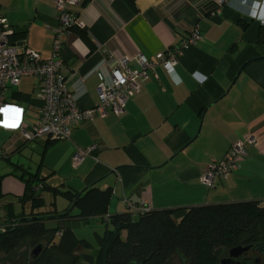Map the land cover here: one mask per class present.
Here are the masks:
<instances>
[{
  "label": "crops",
  "instance_id": "1",
  "mask_svg": "<svg viewBox=\"0 0 264 264\" xmlns=\"http://www.w3.org/2000/svg\"><path fill=\"white\" fill-rule=\"evenodd\" d=\"M262 2L227 0L214 14V0H80L68 5L84 20L85 36L65 38L59 54L66 63V86L82 110L99 103L101 83L112 84L115 58L128 56V66L140 69L139 55L153 59L180 47L195 26L200 37L183 48L171 71L160 63L149 68L123 113L108 109L105 116L79 121L69 139L26 142L20 132L0 129V230L11 211L22 210L15 201L24 195L19 176L26 170L38 172L48 186L74 192L90 185L110 188L106 217L170 209L180 218L192 206L264 202ZM0 8L17 31L14 43L44 59L51 56L55 0H0ZM19 85L23 92L15 91L19 97L13 93L9 99L25 108L32 124L42 101L33 78L23 77ZM248 134L255 142L247 145L239 168L216 179L213 187L205 184L202 175L210 162ZM89 148L74 165L77 149ZM124 198L135 208H128Z\"/></svg>",
  "mask_w": 264,
  "mask_h": 264
},
{
  "label": "trees",
  "instance_id": "2",
  "mask_svg": "<svg viewBox=\"0 0 264 264\" xmlns=\"http://www.w3.org/2000/svg\"><path fill=\"white\" fill-rule=\"evenodd\" d=\"M84 37V29H74ZM17 31L11 37L13 38ZM264 41V26L260 30ZM11 97L18 98L14 93ZM25 185L24 195L16 199L20 212L11 211L4 231L0 230V251H11L25 238L33 243L49 238L48 249L73 257L71 264L81 260L89 264H216L223 246L264 244V202L258 200L192 206L180 218L174 210L115 213L106 217L111 189L90 185L80 192L45 184L38 172L25 171L19 176ZM2 175H0V182ZM53 198L61 194L69 205L58 211L46 205L43 193ZM3 197L0 189V199ZM10 206L13 203H9ZM27 208V210L25 209ZM99 218L104 232H94V243L78 238L71 222L89 223ZM54 222L53 227L47 226ZM40 254V253H39ZM39 254L29 264H39Z\"/></svg>",
  "mask_w": 264,
  "mask_h": 264
},
{
  "label": "built area",
  "instance_id": "3",
  "mask_svg": "<svg viewBox=\"0 0 264 264\" xmlns=\"http://www.w3.org/2000/svg\"><path fill=\"white\" fill-rule=\"evenodd\" d=\"M79 1L55 0L58 10L57 26L54 29L52 54L46 59L42 58L39 52L22 48L11 40L16 30L7 22L0 8V129L20 132L26 142L39 137L50 140L69 139L76 123L82 120L92 121L95 115L105 116L108 109L115 115H120L124 112L127 101L140 90L142 81L148 76L149 68L160 63L171 71L177 65L183 48L193 45L200 37L199 28L195 26L180 47L158 52L153 59L139 55L137 62L140 69H131L128 66L130 60L128 56L115 58L110 65L112 84L105 86L101 83L99 103L91 109L82 110L77 107L73 94L66 86V63L59 54L64 39L77 35L74 29L86 27L80 14L66 8ZM214 2L216 8L211 12L212 14L220 12L227 0H214ZM27 76L35 80V94L42 101L32 124L25 120V108L7 97L9 89L20 84L21 79ZM79 81L83 82L84 77ZM254 142V135L248 134L231 144L221 159L210 162L202 175V181L213 187L216 179L229 177L239 168L246 154L247 145ZM90 151L91 148L77 149L72 158L73 164L78 165ZM124 202L128 208H135L126 198ZM4 230L2 228V231Z\"/></svg>",
  "mask_w": 264,
  "mask_h": 264
},
{
  "label": "rangeland",
  "instance_id": "4",
  "mask_svg": "<svg viewBox=\"0 0 264 264\" xmlns=\"http://www.w3.org/2000/svg\"><path fill=\"white\" fill-rule=\"evenodd\" d=\"M15 91H22V85L13 86L7 92V97L9 98ZM26 120V119H25ZM1 132V131H0ZM8 132V131H7ZM3 140L0 137V144ZM34 167V166H32ZM18 173H21L18 170ZM46 205L42 210H49L52 208L51 202H56L58 211H62L67 205V201L63 198L61 194H57L53 198L48 193L42 194ZM27 210V208L25 207ZM47 226L53 227L54 222H48ZM71 227L78 238H84L94 243V232L102 234L104 232V225L99 221H90L89 223H83L80 220L71 222ZM49 236L41 240L40 246L41 251L39 254L40 262L39 264H71L73 257H67L61 255L58 251L53 249H48L49 246ZM264 242V241H262ZM38 245V243H33L30 238H25L22 240L15 248L11 251H0V264H29L32 259V250ZM228 248L221 247L218 251V261L219 258L227 253ZM78 264H89L88 262L81 260ZM217 264V263H216Z\"/></svg>",
  "mask_w": 264,
  "mask_h": 264
},
{
  "label": "flooded vegetation",
  "instance_id": "5",
  "mask_svg": "<svg viewBox=\"0 0 264 264\" xmlns=\"http://www.w3.org/2000/svg\"><path fill=\"white\" fill-rule=\"evenodd\" d=\"M236 246H249V248L235 257V262L239 264H264V246L257 247L255 244L242 243L229 247L227 253L219 258L217 264H219L222 259H228L230 257V249Z\"/></svg>",
  "mask_w": 264,
  "mask_h": 264
},
{
  "label": "water",
  "instance_id": "6",
  "mask_svg": "<svg viewBox=\"0 0 264 264\" xmlns=\"http://www.w3.org/2000/svg\"><path fill=\"white\" fill-rule=\"evenodd\" d=\"M81 193V192H80ZM264 246V244H258L257 247ZM249 246H236L230 249L229 254L230 257L228 259H222L219 264H239L234 261V258L237 257L240 253L247 250ZM41 251V246L37 245L33 250L32 253L34 256H37Z\"/></svg>",
  "mask_w": 264,
  "mask_h": 264
}]
</instances>
